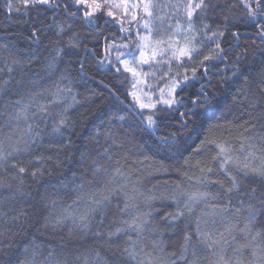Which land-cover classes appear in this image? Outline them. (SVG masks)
Returning <instances> with one entry per match:
<instances>
[{"label":"trees","instance_id":"1","mask_svg":"<svg viewBox=\"0 0 264 264\" xmlns=\"http://www.w3.org/2000/svg\"><path fill=\"white\" fill-rule=\"evenodd\" d=\"M20 0H12L13 11L8 12L6 5L8 0H0V69H5L0 72V79H8L9 74L6 68L10 66L11 59L20 61L32 60L30 65H25L23 69L14 67L11 74L10 86L4 95V101L16 100L21 97L27 98V94L38 92L44 88L54 90L53 85L59 83L61 86L67 84V80H61V76H66L72 81L70 85L73 89V94L76 99L81 101L79 105L68 110V117L74 122V127L64 130L65 139H71L72 146L70 148L56 151L54 146L62 144L64 141L59 140L52 132V121L58 119L59 113L64 104L52 105L49 109V115L45 118L47 122L42 120L35 121V131L39 136L35 137V142L32 146V156H51L52 162L47 164L52 175H45L38 181H33L30 177H25V187L32 193V199L27 202L23 200H6L0 206V210L7 212L10 216L16 215L21 207L27 211V217L21 218L12 227V234L0 236V264H20L26 256H31V250L35 248L38 252L36 256V264H50L51 260L62 259L65 264H84L87 259L88 264H117L116 259L119 258L123 248L126 246L125 241L128 236L120 234L109 240L106 237L96 238L91 234L81 235L79 232H73L69 235L71 225L65 223L58 227H45L44 217L48 216L49 211L52 212L53 218L59 214L60 203L68 204L74 197L69 189L61 188L62 184H67L71 181L73 174H81L84 169L89 168L91 159L97 158L98 154L104 147H108L111 141L106 142V135H111L117 139V144L113 145L109 151L113 156V160H120L124 165L126 176L119 182L127 184L129 188L135 185L142 196L138 203L141 211H149L143 203L144 198L149 196L167 195L175 189L179 184L185 192L207 191L215 194L218 189L215 185L205 186L197 185L195 177L201 175L196 168L197 163L212 167L213 173L210 179L213 181L221 180L225 186H230L227 177L219 170L218 166L212 161L215 155V148L204 146V150L196 153L197 147H202V141L205 139H227L233 146L235 154L243 159L245 153L239 152V142L236 139L239 135H248L240 127L244 121L256 123V118L259 116L260 108L255 109L249 107L241 95L240 90L244 87L245 79L251 81L252 75L259 70L262 62H264V42L256 35L255 26L246 19L243 15V7L239 5L233 9V12L238 19L226 27L222 25L223 15L226 9L222 7L224 3H231L232 0H213L216 7L209 12V17L206 22L213 29L217 25H221V29L225 31L224 37L221 39V47L227 53L224 61H214L209 67V71L205 73L198 67L199 60L202 57L194 58V64H185L188 68L190 81L183 91L177 93V100L183 98V104L177 103L166 113V120L161 123L160 131H151L144 123L143 118L129 112L127 104L129 97L125 95V89L128 88L125 80V75L117 76L113 71L108 69L107 64H99L97 61L102 59V49L105 45V37L115 36L116 43L126 42L121 40L123 35L118 26L114 24H106L104 19H100L99 28L92 27L85 23L84 18L75 7H70L65 11L63 4L68 0H61L60 9H49L47 6H38L37 8L22 9L17 12L15 8L19 6ZM91 2V0H89ZM118 2V0H117ZM117 16L120 15L119 10L112 9ZM74 12L75 15H69ZM179 20L184 23L182 17L174 18L173 23ZM43 25V27H41ZM71 25V28L68 26ZM128 21L125 20V27H128ZM135 26V25H133ZM63 27L64 32L57 34L59 29ZM33 28L37 29L36 35L38 39H29L33 34ZM239 31L240 35L235 40L231 33ZM73 32L79 34L78 43L79 49L70 48L68 45L69 39ZM102 32L103 35H97ZM145 34L141 31V35ZM59 46L64 50L59 56L55 52V48ZM208 47H214L209 45ZM87 48L88 51H83ZM246 50V52H245ZM64 53H71L65 55ZM240 56L237 63L238 71H233L232 64L236 61V57ZM204 54H207L205 49ZM115 55V53H113ZM53 58H55L53 63ZM77 60H83L84 72L79 71L80 65ZM53 64L52 68L48 65ZM197 66L196 78H191V68ZM175 69V64L173 65ZM148 71L147 66L143 69ZM183 72V68L178 69ZM130 75V74H129ZM159 76V74H157ZM149 84L154 87L157 84L156 80H148ZM163 87V85H161ZM203 93L208 97L209 104H199L193 107L192 101ZM112 89L117 93L112 95L109 91ZM147 95L152 99H147L141 93L144 103H154L157 99L147 88L144 89ZM249 99L255 98L264 105V92L259 90L253 83L251 92L248 94ZM70 102V101H69ZM159 107V106H158ZM4 108L0 105V111ZM11 110V109H9ZM151 114L149 110L145 111V117ZM183 114V115H181ZM125 116L124 122L115 120L114 117ZM32 122V121H29ZM231 123L235 125L233 131L223 132L217 131V125ZM159 123V121H158ZM20 127H24L21 122ZM247 127V125H244ZM175 133L178 140L177 145L168 151H152L141 155L137 152L136 146L143 145L155 146L158 137L164 136L167 133ZM258 135H264V128H257ZM99 133V135H97ZM98 141L97 143H94ZM264 147V145H262ZM86 154L87 158L82 162L81 156ZM258 156L264 155L261 153ZM59 159L62 167H57L55 160ZM25 161L28 159L24 158ZM101 163H105V157L99 156ZM125 160L127 163H125ZM185 160L188 165H185ZM253 165H259L261 159L252 161ZM38 164H33L31 167H38ZM6 173L0 172V176ZM192 179H189V178ZM87 179H92L89 173ZM251 186L259 187L264 190L259 179H249L246 181ZM100 187V186H98ZM49 193L52 198L58 201L55 208L51 206L45 208L47 203L45 194ZM10 196L7 189H0V199ZM247 202V201H246ZM222 201L209 199L204 203L198 204L194 209V214L191 217V223H181L178 228L170 227L161 219L165 211L173 210V202L169 200H156L153 202V208L159 210L151 219L156 222L162 236H147L142 241V244H149L150 241L156 239L162 241V247L165 252L178 251L183 243L184 229L192 233V242L197 243L195 235V221L200 217L201 228L212 233H219L224 230V227L231 220L236 224V230L233 232L236 243L228 247L224 254L226 258L240 256L247 264L251 260L249 250H244L243 253H234L233 249L237 244L245 242V237L239 232V228L243 227L246 219V212L241 210L238 220L232 219V212L239 207L236 200L233 199V208L225 218L219 215H212L210 208L212 205H219ZM31 204L33 207L29 208ZM123 206L122 199L113 198L112 207L108 212L102 232L114 230L119 227L120 215L115 208V205ZM128 219L127 216L123 217ZM99 219V217H97ZM113 221H116L113 223ZM258 223L254 226L252 234L257 229L264 228V214L258 218ZM133 239H136L135 234H131ZM251 239V236L248 237ZM198 247V264H209L213 259L212 250H208L201 245ZM28 253H25V249ZM99 253V257L96 254ZM119 264H134L127 258L120 259Z\"/></svg>","mask_w":264,"mask_h":264},{"label":"snow or ice","instance_id":"2","mask_svg":"<svg viewBox=\"0 0 264 264\" xmlns=\"http://www.w3.org/2000/svg\"><path fill=\"white\" fill-rule=\"evenodd\" d=\"M238 3L243 7V15L255 26V35L264 42V0H238ZM38 6H47L49 9L58 11L61 7V0H20L19 6L15 10L19 12L22 9L37 8ZM63 7L65 11L70 7H75L84 18L85 23L92 27L99 28L98 21L100 19H104L106 24L118 26V30L123 34L121 40L126 42L116 43L114 35L105 37L103 56L97 62L101 65L106 63L108 69L117 76L125 75L123 83L128 85V88L125 89V95L129 97L128 110L143 118V123L153 132L160 131L159 125L165 122L169 109L177 103L183 104V98L178 101L176 97L178 90L183 91L190 81L188 68L184 65L186 63L194 64V58L202 57L198 67L206 76L210 70L208 65L217 60L224 61L227 56L220 43L225 31L221 29V25H217L213 29L206 22L208 18L214 19V17L208 16L209 12L216 7L213 0H118V2L117 0H91V2L89 0H68L66 4H63ZM222 7L226 9L222 25L226 27L238 19L233 12V9L237 7V2L236 0H232L231 3L226 2ZM6 8L8 12L13 11L12 0H8ZM114 8L119 10V16L112 10ZM69 15L74 16L75 13L70 12ZM178 17L183 18V24L178 19L173 23L174 18ZM126 19L128 27H125ZM68 27L71 28V25ZM141 31L145 34L141 35ZM36 32L37 29L33 28V34L29 39H38ZM63 32L64 28L61 27L57 34ZM97 35H103V33L98 32ZM231 35L235 40L240 33L234 31ZM78 38L79 34L73 32L68 41L70 48H80ZM209 45H214V47H208ZM205 49L207 54H204ZM83 51H88V49L85 48ZM55 52L57 56L64 52L58 42ZM64 54L70 55L71 53ZM241 55L244 53L239 54L236 61L233 62V71H238L237 63ZM54 60L55 58H53V63ZM31 63L32 60L11 59L10 66L6 68L9 74L8 79H0V105L4 108L3 111H0V172L6 173V175L0 176V189H7L10 192V196L0 199V206L6 200L27 202L32 199V193L25 187V177L38 181L45 175H52L50 168L47 167V164L53 161L51 156H32L35 137L39 136V133L35 131V121L47 122L45 118L50 114L49 109L52 105L64 104L62 110L57 113L58 119L52 121L54 125L52 132L64 142L54 147L59 152L61 149L72 146L71 139L64 137V130L74 127V122L67 113L81 101L76 99L70 86L72 81L66 76H61V80H67V84L61 86L56 83L53 85L54 90L44 88L38 92H31L27 94L26 99L23 97L14 101H4L3 99L10 86L13 66L23 69L25 65ZM76 63L80 65L79 71L83 73V60H77ZM174 64L175 69L173 68ZM145 66L148 71L143 70ZM48 67L52 68L53 64H49ZM181 68L184 69L183 72L178 70ZM197 70V66L191 68V78H196ZM4 71L5 69H0V72ZM149 79L157 81L155 87L148 83ZM253 83L264 92V62L261 63L259 70L252 75L251 81L245 79L244 87L240 90L249 107L260 108L259 116L253 118L256 123L244 121L240 125L244 132L248 133V135L242 133L236 137L239 142V152L245 153L243 159L235 154L233 146L227 139H205L201 142L202 147H197L195 150L197 154H200L204 150V146L215 148L212 161L227 177L230 186H225L221 180L210 179V175L214 174L213 168L198 162L196 168L201 175L195 177V183L205 186L215 185L218 189L215 194L207 191L185 192L177 184L175 189L166 196L162 194L159 197L153 195L144 198L143 203L149 208V211H141L138 201L142 193L135 185L129 188L127 184L119 182L126 176L124 165L120 160L114 161L109 151L113 145L117 144V139L106 135V142L111 141L108 147H104L97 158L91 159L89 168L84 169L79 175L73 174L71 181L61 185L64 190L69 189L71 185V192L74 194L71 203H60L59 214L55 218L49 211L48 216L44 217V226L55 228L69 223L71 225L69 235L79 232L82 236L91 234L96 238L106 237L109 240L120 234L127 235L126 246L120 257L114 258L117 264L120 259L124 258L134 264H198L197 245L212 250L213 259L209 264H245L239 255L233 260L226 258L224 254L228 247L236 243L233 232L237 225L231 220L222 232L212 233L201 228L200 217H197L194 230L197 243L192 242V233L187 230L186 226L183 243L178 251L165 252L161 246L162 241L156 239L149 242L150 247L149 244H142L146 234L147 236H162L163 234L156 222L151 219L155 213L159 212L153 208V202L158 199L173 202V210L165 211L161 219L170 227L177 228L181 223L186 225L191 223L196 206L209 199L222 201L219 205H212L210 213L225 218L229 210L233 208V199H235L239 207L232 212V219L238 220L241 210L246 212V219L243 227L239 228V232L245 237V242L237 244L233 251L234 253H243L244 250H249L252 259L247 261V264H264V228L257 229L252 234L254 226L259 222L258 218L264 214V190L246 183L249 179H259L260 183L264 185V155H257L258 153L264 154V147H262L264 135H258L257 132L258 126L264 128V105H261L260 101L255 98L249 99L248 94L251 92ZM145 88L156 95L157 99L154 103L143 102L141 93L147 99H152L144 92ZM109 91L112 95H117L112 89ZM201 95L204 96V99L200 100L197 97L192 101L193 107L210 103L208 97L203 93V87ZM146 110H149L151 114L145 117ZM114 119L124 122L128 118L121 115ZM21 122L24 127H20ZM215 127L217 131L230 133L234 130L235 125L229 122ZM156 139L157 143L154 147L137 145V152L145 155L149 150L168 151L177 145L178 140L176 134L171 132ZM94 143L98 144V141L94 140ZM99 156L105 157V163L100 162ZM25 157L28 158L26 161ZM86 158V154H82L81 161L83 162ZM145 158L147 159L146 155ZM257 159H261V163L254 166L252 161ZM125 163H127L126 160ZM33 164L39 166L31 167ZM55 164L57 167H62L58 158L55 160ZM185 165H188L187 160H185ZM89 170L92 179H87ZM114 197L122 199L123 202L122 207L119 204L115 205L120 215V226L105 233L101 229L104 227V220L110 207L113 206ZM42 199L47 201L44 205L45 208L49 206L55 208L58 204V201L52 198L49 193H46ZM28 207L32 208L33 206L29 204ZM27 214L23 207L13 216L0 210V236L15 235L12 232V227L21 218H26ZM125 216L128 219H124ZM115 222L113 221V223ZM133 233L136 239L132 238L131 234ZM249 236L251 239H248ZM28 251L26 248L25 253ZM37 255V250L33 248L31 256H26L20 264H36ZM96 256L99 257V253ZM50 264H65V261L54 259L50 261ZM84 264H88L87 259Z\"/></svg>","mask_w":264,"mask_h":264}]
</instances>
